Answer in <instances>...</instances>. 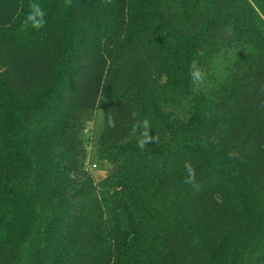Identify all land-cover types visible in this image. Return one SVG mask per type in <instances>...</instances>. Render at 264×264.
<instances>
[{
  "label": "trees",
  "instance_id": "trees-1",
  "mask_svg": "<svg viewBox=\"0 0 264 264\" xmlns=\"http://www.w3.org/2000/svg\"><path fill=\"white\" fill-rule=\"evenodd\" d=\"M30 2L0 0V264H264V0Z\"/></svg>",
  "mask_w": 264,
  "mask_h": 264
},
{
  "label": "clouds",
  "instance_id": "clouds-1",
  "mask_svg": "<svg viewBox=\"0 0 264 264\" xmlns=\"http://www.w3.org/2000/svg\"><path fill=\"white\" fill-rule=\"evenodd\" d=\"M110 3L111 0H108ZM29 12L27 13L24 21H23V28L24 29H32V30H40L46 24V12L43 6L39 3V0H31L29 4ZM189 74L191 78L199 83H203L205 79V73L201 69L199 65V61L193 59L189 64ZM137 114L133 112V116L135 117ZM111 123V121H109ZM151 122L148 117H145L143 120L137 119L133 125L134 130L139 133V138L137 140V146L143 149L149 143H157L159 137L152 135L151 131ZM211 142L213 144L217 143L216 138L213 137ZM234 153H229V158L234 156ZM184 170L186 175L182 181L185 185L194 184L196 181V170L195 167L192 165L191 161L186 160L184 162Z\"/></svg>",
  "mask_w": 264,
  "mask_h": 264
},
{
  "label": "rangeland",
  "instance_id": "rangeland-1",
  "mask_svg": "<svg viewBox=\"0 0 264 264\" xmlns=\"http://www.w3.org/2000/svg\"><path fill=\"white\" fill-rule=\"evenodd\" d=\"M104 126L105 112L103 110H98L95 113L93 121L88 123L84 133L90 158L87 168L95 176V178L101 177L104 174L105 169L109 166L108 163L100 161L97 155V140L103 131Z\"/></svg>",
  "mask_w": 264,
  "mask_h": 264
},
{
  "label": "built area",
  "instance_id": "built-area-1",
  "mask_svg": "<svg viewBox=\"0 0 264 264\" xmlns=\"http://www.w3.org/2000/svg\"><path fill=\"white\" fill-rule=\"evenodd\" d=\"M95 166V165H94Z\"/></svg>",
  "mask_w": 264,
  "mask_h": 264
}]
</instances>
